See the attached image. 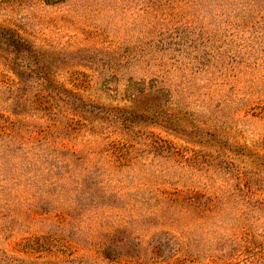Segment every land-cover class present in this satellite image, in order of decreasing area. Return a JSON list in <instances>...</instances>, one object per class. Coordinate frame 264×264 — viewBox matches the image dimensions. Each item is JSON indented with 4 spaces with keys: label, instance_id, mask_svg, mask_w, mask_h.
I'll use <instances>...</instances> for the list:
<instances>
[{
    "label": "rangeland",
    "instance_id": "1",
    "mask_svg": "<svg viewBox=\"0 0 264 264\" xmlns=\"http://www.w3.org/2000/svg\"><path fill=\"white\" fill-rule=\"evenodd\" d=\"M0 264H264V0H0Z\"/></svg>",
    "mask_w": 264,
    "mask_h": 264
},
{
    "label": "trees",
    "instance_id": "2",
    "mask_svg": "<svg viewBox=\"0 0 264 264\" xmlns=\"http://www.w3.org/2000/svg\"><path fill=\"white\" fill-rule=\"evenodd\" d=\"M3 63H5L6 64V66L7 67H9L10 68V65H12L13 63L12 62H14V61H2ZM41 78L43 79V80H45V84L46 83H48V80H47V76H46V74H45V77L43 76H41ZM64 94L66 95V97H67V99H63V100H61V101H64V102H67L68 103V98H71V97H74L75 95H73L72 94V92L71 91H65L64 90ZM59 100V99H58ZM80 102V101H79ZM78 104V103H77ZM79 104H81V105H84V103H82V102H80Z\"/></svg>",
    "mask_w": 264,
    "mask_h": 264
}]
</instances>
